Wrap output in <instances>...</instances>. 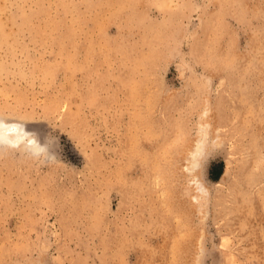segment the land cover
<instances>
[{
  "label": "rangeland",
  "instance_id": "obj_1",
  "mask_svg": "<svg viewBox=\"0 0 264 264\" xmlns=\"http://www.w3.org/2000/svg\"><path fill=\"white\" fill-rule=\"evenodd\" d=\"M0 116V264H264V0H0Z\"/></svg>",
  "mask_w": 264,
  "mask_h": 264
},
{
  "label": "bare ground",
  "instance_id": "obj_2",
  "mask_svg": "<svg viewBox=\"0 0 264 264\" xmlns=\"http://www.w3.org/2000/svg\"><path fill=\"white\" fill-rule=\"evenodd\" d=\"M22 141H27L28 147L34 148L35 151L42 150V147L39 146L40 144H38L37 139L32 135L28 134L23 125L8 121L6 118L0 116V142H4V144L8 143L10 146H15L20 144ZM194 147L193 149H191L192 151H190V156L191 159H193L192 163H194V166L196 167L197 161L200 157H202L205 148H203L204 145L202 146V148L200 147V145H197V149L194 151ZM196 184L197 186L203 188L202 184H200L199 181H196ZM198 191H200V189H198Z\"/></svg>",
  "mask_w": 264,
  "mask_h": 264
}]
</instances>
